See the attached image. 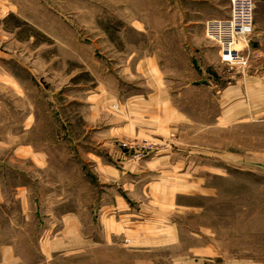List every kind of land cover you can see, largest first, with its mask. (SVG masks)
Masks as SVG:
<instances>
[{"label": "rangeland", "instance_id": "rangeland-1", "mask_svg": "<svg viewBox=\"0 0 264 264\" xmlns=\"http://www.w3.org/2000/svg\"><path fill=\"white\" fill-rule=\"evenodd\" d=\"M228 13L0 0V264H264V63L219 61Z\"/></svg>", "mask_w": 264, "mask_h": 264}, {"label": "built area", "instance_id": "built-area-1", "mask_svg": "<svg viewBox=\"0 0 264 264\" xmlns=\"http://www.w3.org/2000/svg\"><path fill=\"white\" fill-rule=\"evenodd\" d=\"M256 1L228 0V16L205 23V36L217 46L221 63L231 67L246 65L248 56L244 52L253 34Z\"/></svg>", "mask_w": 264, "mask_h": 264}, {"label": "crops", "instance_id": "crops-1", "mask_svg": "<svg viewBox=\"0 0 264 264\" xmlns=\"http://www.w3.org/2000/svg\"><path fill=\"white\" fill-rule=\"evenodd\" d=\"M217 55L220 61L218 48ZM244 55L248 56L246 64L247 66L250 65V68L252 65L264 63V0L256 1L253 34L249 38V47L245 50ZM258 68L254 67L253 70H258ZM261 68L263 71L260 72L261 76L258 75V77L264 78V66ZM187 85L191 86L190 83Z\"/></svg>", "mask_w": 264, "mask_h": 264}]
</instances>
